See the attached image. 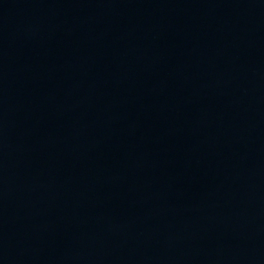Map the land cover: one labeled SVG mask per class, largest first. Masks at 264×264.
Returning <instances> with one entry per match:
<instances>
[{
    "label": "water",
    "instance_id": "obj_1",
    "mask_svg": "<svg viewBox=\"0 0 264 264\" xmlns=\"http://www.w3.org/2000/svg\"><path fill=\"white\" fill-rule=\"evenodd\" d=\"M0 264H264V0H0Z\"/></svg>",
    "mask_w": 264,
    "mask_h": 264
}]
</instances>
